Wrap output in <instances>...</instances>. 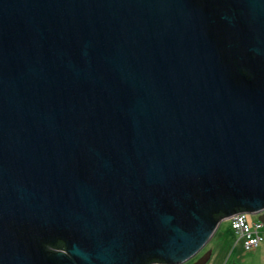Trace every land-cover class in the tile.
<instances>
[{
	"label": "water",
	"instance_id": "obj_1",
	"mask_svg": "<svg viewBox=\"0 0 264 264\" xmlns=\"http://www.w3.org/2000/svg\"><path fill=\"white\" fill-rule=\"evenodd\" d=\"M233 201L264 223V0H0V264H183Z\"/></svg>",
	"mask_w": 264,
	"mask_h": 264
},
{
	"label": "rangeland",
	"instance_id": "obj_2",
	"mask_svg": "<svg viewBox=\"0 0 264 264\" xmlns=\"http://www.w3.org/2000/svg\"><path fill=\"white\" fill-rule=\"evenodd\" d=\"M230 217L220 222L210 239L208 248L213 249V254L207 264H264V239L257 247L247 251L239 239V234L232 227ZM257 217V214H249L250 221ZM262 235L264 236V228Z\"/></svg>",
	"mask_w": 264,
	"mask_h": 264
},
{
	"label": "trees",
	"instance_id": "obj_3",
	"mask_svg": "<svg viewBox=\"0 0 264 264\" xmlns=\"http://www.w3.org/2000/svg\"><path fill=\"white\" fill-rule=\"evenodd\" d=\"M248 208L242 206L236 202H232L230 207L227 209H222L218 207L216 210H213V217L215 220L223 219L229 214H233L236 212L247 211ZM36 243L41 251H43L46 255H52L58 252L66 251L67 245L65 240L62 237H55L53 239L45 240V239H36ZM156 263H167V261L161 256L154 255H145L139 264H156Z\"/></svg>",
	"mask_w": 264,
	"mask_h": 264
},
{
	"label": "built area",
	"instance_id": "obj_4",
	"mask_svg": "<svg viewBox=\"0 0 264 264\" xmlns=\"http://www.w3.org/2000/svg\"><path fill=\"white\" fill-rule=\"evenodd\" d=\"M230 220L232 227L239 234V239L242 241V244L247 251L257 247L264 239V236L262 235V229L264 227L263 221L259 219L250 221L249 213L245 211L234 213L230 217Z\"/></svg>",
	"mask_w": 264,
	"mask_h": 264
},
{
	"label": "flooded vegetation",
	"instance_id": "obj_5",
	"mask_svg": "<svg viewBox=\"0 0 264 264\" xmlns=\"http://www.w3.org/2000/svg\"><path fill=\"white\" fill-rule=\"evenodd\" d=\"M211 240L208 241V243L199 251L197 252L191 259H189L185 264H192L195 263L200 257H202L203 255H205L209 250H212L211 252V256L213 254V249H209L208 248V244L210 243ZM210 256V257H211ZM210 259V258H209ZM209 261V260H208ZM208 261L205 263L207 264Z\"/></svg>",
	"mask_w": 264,
	"mask_h": 264
},
{
	"label": "bare ground",
	"instance_id": "obj_6",
	"mask_svg": "<svg viewBox=\"0 0 264 264\" xmlns=\"http://www.w3.org/2000/svg\"><path fill=\"white\" fill-rule=\"evenodd\" d=\"M187 262V261H186ZM186 262H184L183 264H185Z\"/></svg>",
	"mask_w": 264,
	"mask_h": 264
},
{
	"label": "crops",
	"instance_id": "obj_7",
	"mask_svg": "<svg viewBox=\"0 0 264 264\" xmlns=\"http://www.w3.org/2000/svg\"><path fill=\"white\" fill-rule=\"evenodd\" d=\"M257 219H258V217H257ZM257 219H255V220H257ZM264 228V227H263Z\"/></svg>",
	"mask_w": 264,
	"mask_h": 264
}]
</instances>
